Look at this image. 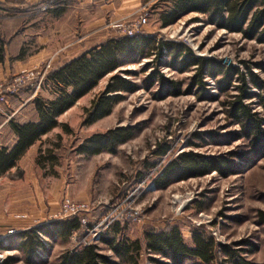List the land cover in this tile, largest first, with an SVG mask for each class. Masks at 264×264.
<instances>
[{
	"label": "rangeland",
	"instance_id": "obj_1",
	"mask_svg": "<svg viewBox=\"0 0 264 264\" xmlns=\"http://www.w3.org/2000/svg\"><path fill=\"white\" fill-rule=\"evenodd\" d=\"M43 2L45 0L36 3L31 0H0V26L12 29L15 25H27L60 4L59 0H55L53 8L40 12L38 7ZM163 3L159 0L139 6L130 17L110 21L108 27L112 29L113 37L124 36L112 27L114 22H137L146 15L147 22L141 33L183 41L200 56L217 57L233 63L264 60L263 45L243 40L238 33H228L206 24L202 15L195 12L186 14L170 26H161ZM65 45L54 50L55 59L65 51ZM27 49L31 51L33 47L28 45ZM55 59L51 70L56 67ZM48 60L49 56L25 69L37 67ZM149 60L151 58L146 57L140 63H131L119 69L130 68L135 73L127 75L123 71L122 75L142 84L147 72H142L141 68ZM163 71L166 76L183 83L182 93L156 98L153 95L155 89L141 87L135 92L124 93L109 115L84 124L85 108L91 105L115 74L110 73L81 97L73 108L61 114L59 126L41 138L43 163L39 164L31 156L18 166L15 175L22 178L16 187L18 212L20 215L33 214L36 225L61 220L65 198L88 203L90 207L82 214L86 223L81 229L68 241H50L49 250L42 252L36 264H57V258L63 251L91 242L102 246L103 253L117 261L113 252L101 242V236L107 227L119 220L127 224L128 237L142 241L149 229L178 226L184 240L192 245V232L200 228L219 243L242 247L248 260L264 264V225L258 219L259 212L264 211V155L252 153L244 139L232 141L225 136L218 139L207 136L199 140L194 137L197 133L210 131L224 134L239 127L230 125L219 100H200L194 92L186 91L188 77L193 71L181 73L169 67H164ZM208 82L216 94L214 80L208 78ZM21 93L26 101L38 95L49 97L44 86L36 94L27 88ZM31 114L32 107L28 106L24 116L30 119ZM15 116L12 114L14 119ZM126 125L136 126V134L119 144L115 153L108 150L88 155L77 152V147L89 135ZM167 145L169 150L165 154H156ZM47 149H54L57 158L48 157ZM190 149L216 156L234 152L240 172L223 176L214 171L158 188L155 178L162 169L179 153ZM30 194L31 201L29 197L26 199V195ZM6 240L0 239L3 245L8 244ZM8 256L17 257V261L10 264H29L24 261L21 251L14 247H0V264H4ZM147 256L143 255V263L154 264Z\"/></svg>",
	"mask_w": 264,
	"mask_h": 264
},
{
	"label": "trees",
	"instance_id": "obj_2",
	"mask_svg": "<svg viewBox=\"0 0 264 264\" xmlns=\"http://www.w3.org/2000/svg\"><path fill=\"white\" fill-rule=\"evenodd\" d=\"M162 1L165 8L160 13V22L163 27L170 26L188 13L196 12L202 15L206 24L228 33H238L243 40L264 46V0ZM196 19L199 20L200 17ZM5 42L0 36L1 60L4 57ZM25 52L26 49L23 48L19 57L24 56ZM146 57L151 60L141 68L142 72H147L142 84L122 75L123 71L127 75L135 72L130 68L120 70L121 66L140 63ZM164 67L181 73L193 71L188 77L186 91L194 92L200 100H219L230 125L239 127L224 134L210 131L197 133L194 137L199 140H204L207 136L217 139L225 136L232 141L244 139L252 153L264 155V60L224 62L217 57L196 54L183 41L143 32L134 36L109 38L100 46L87 50L50 71L43 86H50L54 97L38 95L33 98L38 116L36 121L13 122L18 139L13 147H3L0 152V176L14 167L33 143L59 126L61 114L98 86L103 77L118 69L91 105L85 108L84 124L109 115L116 102L122 100L124 93L135 92L141 87L155 89L153 95L156 98L182 93L183 83L166 76ZM208 78L214 80L216 94L212 92ZM136 131V126L126 125L94 133L81 142L76 150L85 155L101 153L103 150L115 153L118 145L131 139ZM168 150L167 145L156 154L161 156ZM46 151L48 157L57 158L54 149ZM234 156L231 151L219 156L202 154L193 149L183 151L162 169L161 174L155 178V185L162 189L173 182L205 176L214 171L223 176L238 173L240 168ZM37 159L39 164L43 163L42 150ZM258 219L264 225V211L259 212ZM82 226L80 216L38 224L10 235L6 238L7 245L0 241V247H14L22 252L24 261L36 264L42 252L49 250L50 241H68ZM126 232L127 224L119 220L107 227L101 236V242L113 252L117 261L104 254L102 246L91 242L63 251L57 258V264H144V254L154 264H260L248 260L243 255L242 247L219 243L200 228L192 232V245L184 240L178 226L149 229L145 232L144 241L140 238L132 239ZM16 261L17 257L8 256L4 264Z\"/></svg>",
	"mask_w": 264,
	"mask_h": 264
},
{
	"label": "crops",
	"instance_id": "obj_3",
	"mask_svg": "<svg viewBox=\"0 0 264 264\" xmlns=\"http://www.w3.org/2000/svg\"><path fill=\"white\" fill-rule=\"evenodd\" d=\"M31 1L36 3L38 0ZM157 1L159 0H59L60 4L55 9L34 18L27 25H15L12 29L9 26H0V36L6 41L4 57L0 59V82L28 66L41 63L48 56L55 58L54 50L66 43L65 51L55 59V68L63 66L112 38V29L108 27L110 21L128 18L135 13V8ZM28 45L33 47L31 51L27 49ZM23 48L26 49L25 55L19 57ZM45 90L49 94L46 98L54 97L50 86H45ZM22 95L21 93L18 97L0 104V152L3 147H13L18 139L13 122L27 123L38 119L33 99L26 101ZM28 106L32 107L30 119L24 116ZM12 114L16 115L15 119ZM40 150L41 139L30 146L14 167L0 176V238L6 237L8 230H15L17 234L18 231L36 225L33 214L20 215L18 212L16 187L22 178L15 175V172L25 158L33 156L38 161ZM28 197L31 201V194L26 195V199Z\"/></svg>",
	"mask_w": 264,
	"mask_h": 264
},
{
	"label": "built area",
	"instance_id": "obj_4",
	"mask_svg": "<svg viewBox=\"0 0 264 264\" xmlns=\"http://www.w3.org/2000/svg\"><path fill=\"white\" fill-rule=\"evenodd\" d=\"M55 0H45L39 7L38 10L46 11L53 8ZM147 22V16L144 15L137 22H114L112 27L117 28L124 36H134L142 32L143 25ZM54 57H49V60L42 65L35 66L34 68H28L21 72L14 74L13 77L3 80L0 82V104L8 102L11 98L20 93L24 88L31 89L34 94L38 90L43 89V85L46 77L51 71L52 63H54ZM11 117V116H10ZM12 118V117H11ZM63 205L60 213V219H68L76 216H80L82 224L86 223V219L82 217L84 212L89 211L88 203L84 202H73L69 198L63 200ZM83 224V225H84ZM16 232L9 230L7 236L13 235ZM100 233V232H99ZM97 235V234H96ZM6 237L0 238L4 239ZM90 244V243H85Z\"/></svg>",
	"mask_w": 264,
	"mask_h": 264
}]
</instances>
